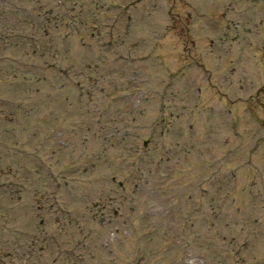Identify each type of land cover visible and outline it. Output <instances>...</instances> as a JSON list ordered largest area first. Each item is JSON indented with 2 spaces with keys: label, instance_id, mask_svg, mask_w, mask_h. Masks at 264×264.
Listing matches in <instances>:
<instances>
[{
  "label": "rangeland",
  "instance_id": "rangeland-1",
  "mask_svg": "<svg viewBox=\"0 0 264 264\" xmlns=\"http://www.w3.org/2000/svg\"><path fill=\"white\" fill-rule=\"evenodd\" d=\"M0 244L264 264V0H0Z\"/></svg>",
  "mask_w": 264,
  "mask_h": 264
}]
</instances>
